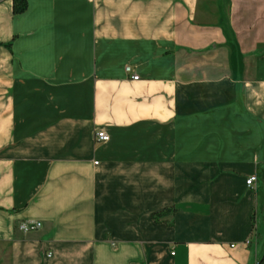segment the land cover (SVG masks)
<instances>
[{
    "label": "crops",
    "instance_id": "obj_1",
    "mask_svg": "<svg viewBox=\"0 0 264 264\" xmlns=\"http://www.w3.org/2000/svg\"><path fill=\"white\" fill-rule=\"evenodd\" d=\"M263 258L264 0H0V264Z\"/></svg>",
    "mask_w": 264,
    "mask_h": 264
},
{
    "label": "built area",
    "instance_id": "obj_2",
    "mask_svg": "<svg viewBox=\"0 0 264 264\" xmlns=\"http://www.w3.org/2000/svg\"><path fill=\"white\" fill-rule=\"evenodd\" d=\"M124 71L126 74L130 75V79L132 81H137L139 79L138 75L131 73L132 71L129 66L125 67ZM94 139L96 142H106L108 141V136L104 132L99 131L94 134ZM255 182H256V176L253 175L248 177V179L245 181V184L247 187H251ZM40 226L41 225L38 222H27V223H21L18 226V229L24 233H27L37 230L38 228H40Z\"/></svg>",
    "mask_w": 264,
    "mask_h": 264
},
{
    "label": "trees",
    "instance_id": "obj_3",
    "mask_svg": "<svg viewBox=\"0 0 264 264\" xmlns=\"http://www.w3.org/2000/svg\"><path fill=\"white\" fill-rule=\"evenodd\" d=\"M28 0H11V11L13 15L22 14L27 8ZM166 211L153 214V218L157 220L158 217L165 214ZM264 259V258H263Z\"/></svg>",
    "mask_w": 264,
    "mask_h": 264
}]
</instances>
